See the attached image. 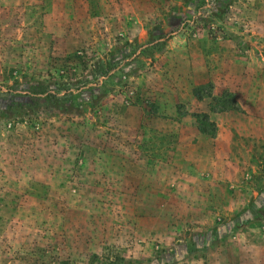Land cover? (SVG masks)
I'll return each instance as SVG.
<instances>
[{
    "label": "rangeland",
    "instance_id": "rangeland-1",
    "mask_svg": "<svg viewBox=\"0 0 264 264\" xmlns=\"http://www.w3.org/2000/svg\"><path fill=\"white\" fill-rule=\"evenodd\" d=\"M187 1L0 0V264H264V0Z\"/></svg>",
    "mask_w": 264,
    "mask_h": 264
},
{
    "label": "trees",
    "instance_id": "trees-1",
    "mask_svg": "<svg viewBox=\"0 0 264 264\" xmlns=\"http://www.w3.org/2000/svg\"><path fill=\"white\" fill-rule=\"evenodd\" d=\"M186 3H188L187 0H184ZM192 1V0H191ZM203 3V2H202ZM223 5H225L226 8L229 7V4L224 3ZM221 10V9H220ZM227 10V9H226ZM226 10L224 13H226ZM224 10H222L223 13ZM178 13H180L179 9L178 11H176V14L178 15ZM215 16H219L222 17L223 14H217L214 13ZM149 34H150V43L148 44V46L152 47V45L155 43H160L157 40L161 37L164 38V36H157L154 35V30L150 29L149 30ZM167 37H170L169 35ZM157 41V42H155ZM83 50L79 51V53L75 54L74 57H76L78 60L81 59L82 56H85V62L83 64L84 69L87 68L89 61H90V56H88V54H83ZM70 58V57H69ZM65 62H67L68 60H63ZM83 88H79V91L82 90ZM57 99L54 100V104H53V110L57 111L59 113H70V114H76V115H81L85 108L90 106V104H77L75 102V100H73L72 98L68 97V96H59L57 94ZM53 97V96H52ZM45 102H41V101H28V102H23L17 105H12L8 107L7 111L2 110V112H0L2 114V116H9V117H13V121H11V123H18V122H24L25 120H32L33 116L36 115L38 112H40L41 110H43V106H44Z\"/></svg>",
    "mask_w": 264,
    "mask_h": 264
}]
</instances>
